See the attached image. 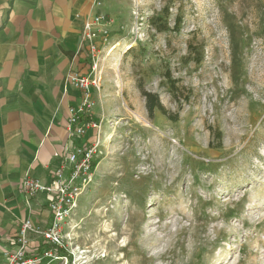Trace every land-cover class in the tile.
Here are the masks:
<instances>
[{
  "label": "rangeland",
  "instance_id": "1",
  "mask_svg": "<svg viewBox=\"0 0 264 264\" xmlns=\"http://www.w3.org/2000/svg\"><path fill=\"white\" fill-rule=\"evenodd\" d=\"M111 6L120 17L111 19L113 101L105 92L69 261L264 264V0ZM143 90L179 121L159 110L151 119Z\"/></svg>",
  "mask_w": 264,
  "mask_h": 264
},
{
  "label": "crops",
  "instance_id": "2",
  "mask_svg": "<svg viewBox=\"0 0 264 264\" xmlns=\"http://www.w3.org/2000/svg\"><path fill=\"white\" fill-rule=\"evenodd\" d=\"M99 11L120 19L111 0H0V264H7L26 220L41 230L52 224L47 197H28L23 185L28 178L50 183L63 161L55 154L66 155L70 109L83 97L67 78L90 72L81 37L84 22ZM100 61L104 87L91 94L96 120L105 119L99 107L105 109V92L106 102L113 101L116 76L108 58ZM95 140L91 131L85 141ZM29 238L31 256L44 242Z\"/></svg>",
  "mask_w": 264,
  "mask_h": 264
},
{
  "label": "built area",
  "instance_id": "3",
  "mask_svg": "<svg viewBox=\"0 0 264 264\" xmlns=\"http://www.w3.org/2000/svg\"><path fill=\"white\" fill-rule=\"evenodd\" d=\"M98 9L101 3L96 4ZM113 21L102 12L83 24L81 47L87 46L90 60L88 74L72 73L67 78V85L83 93L78 107L70 109L68 120V141L66 155L55 157L62 159L50 183L28 178L23 191L28 197L44 194L48 199V207L52 214V224L41 230L31 220H26L17 239L18 244L8 254L7 264H76L69 261V228L80 197L93 182L96 159L100 147L101 124L92 115L95 103L92 101L93 91H101L104 76L101 71V58H113L120 43L113 42L110 33ZM129 50V49H128ZM127 50V51H128ZM126 53V50L123 54ZM95 131L96 140L86 142L89 132ZM97 166V164H96ZM35 234L50 246L41 253L28 256L29 235Z\"/></svg>",
  "mask_w": 264,
  "mask_h": 264
},
{
  "label": "trees",
  "instance_id": "4",
  "mask_svg": "<svg viewBox=\"0 0 264 264\" xmlns=\"http://www.w3.org/2000/svg\"><path fill=\"white\" fill-rule=\"evenodd\" d=\"M154 18L151 19V21H153ZM176 26L178 25V19L175 22ZM199 63V61L197 62ZM166 77L167 79L170 81V87L171 90L173 92V96L175 98V100L179 101L178 98V87H177V83L178 81L176 80H171V74L170 72H166ZM143 97L146 99V109L148 112L149 117L152 119L154 117V113L155 110H159L163 115L167 116L171 121L173 122H178L179 121V113H173L168 111L163 104L160 101V97L158 94L155 93H151V92H147L145 90H143L142 92ZM187 101L189 100V98H185ZM218 138H221V134L218 133ZM96 167V164L94 165V168ZM50 246L46 243L41 244V246L39 247V249L37 250V253H41L44 250L49 249Z\"/></svg>",
  "mask_w": 264,
  "mask_h": 264
}]
</instances>
